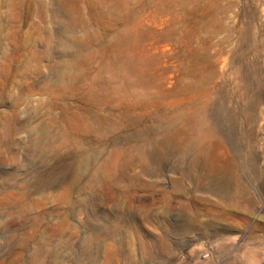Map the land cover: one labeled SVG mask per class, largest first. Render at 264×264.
<instances>
[{"label": "rangeland", "instance_id": "obj_1", "mask_svg": "<svg viewBox=\"0 0 264 264\" xmlns=\"http://www.w3.org/2000/svg\"><path fill=\"white\" fill-rule=\"evenodd\" d=\"M0 264H264V0H0Z\"/></svg>", "mask_w": 264, "mask_h": 264}, {"label": "bare ground", "instance_id": "obj_2", "mask_svg": "<svg viewBox=\"0 0 264 264\" xmlns=\"http://www.w3.org/2000/svg\"><path fill=\"white\" fill-rule=\"evenodd\" d=\"M260 113V112H259ZM254 123V122H253ZM254 125V124H253ZM175 150V149H174ZM171 152V151H170ZM197 152H199V151H197Z\"/></svg>", "mask_w": 264, "mask_h": 264}]
</instances>
